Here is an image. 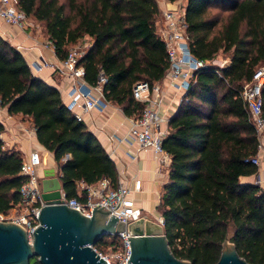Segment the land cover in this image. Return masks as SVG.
I'll return each instance as SVG.
<instances>
[{
	"label": "trees",
	"instance_id": "16d2710c",
	"mask_svg": "<svg viewBox=\"0 0 264 264\" xmlns=\"http://www.w3.org/2000/svg\"><path fill=\"white\" fill-rule=\"evenodd\" d=\"M14 3L40 24L59 59L69 43L87 35L89 44L78 58L83 78L93 82L100 66L106 75L104 97L127 115L139 113L142 102L132 96V84L159 81L168 66L155 25L157 18L161 22L157 0ZM209 7L226 14L218 17ZM182 10L191 53L204 59L223 51L228 61L197 68L168 116L162 139L169 154L167 178L154 209L176 257L212 264L229 232L238 255L251 264H264V190L239 179L256 171L248 160L256 150V135L238 93L241 83L261 66L264 117V0H184ZM0 104L8 113L29 118L37 142L51 152L67 196L77 195V180L105 177L116 183L115 165L95 135L64 105L58 89L32 74L20 51L1 36ZM20 159L19 150L3 147L0 139L2 211L18 199L25 177L18 172ZM117 238L116 233L104 234L92 245L101 248ZM28 264L39 262L32 256Z\"/></svg>",
	"mask_w": 264,
	"mask_h": 264
},
{
	"label": "built area",
	"instance_id": "2783aa9c",
	"mask_svg": "<svg viewBox=\"0 0 264 264\" xmlns=\"http://www.w3.org/2000/svg\"><path fill=\"white\" fill-rule=\"evenodd\" d=\"M0 20L15 24L20 29H34L33 20L15 5L14 0H0ZM163 40L168 66L162 77L176 87L184 90L190 81L194 79V71L207 65H224L228 61L227 56L214 54L210 58H197L189 50L183 10L175 8L169 10L163 7L161 11V24L157 29ZM44 45H51L46 36L42 41ZM89 42H74L67 47L65 54L56 63H52L39 55L34 67L50 66L53 70L70 77L71 82L65 91L64 105L73 113L76 119L81 120V113L90 108L102 109L109 102L103 95L102 85L106 81V75L99 66L93 82L83 78V66L78 62L79 56L88 46ZM217 74H219L217 72ZM263 78L261 66L255 68L249 80L243 81L239 89V96L243 101L247 117L251 122L256 135L255 153L248 157L254 164L258 162L259 151L264 152V117L260 109L259 89ZM160 84L158 81L148 83L146 80H137L131 86L132 96L142 102L137 115L131 118L125 135L132 138L137 147H149L154 151L157 163L160 167H167L169 154L162 146V139L167 133L168 115L160 107ZM182 95V94H181ZM180 95V96H181ZM180 98V97H179ZM3 107L0 104V108ZM109 133L107 138L124 141L126 137ZM45 164L38 149H30L21 156L18 172L24 175L23 181L18 186V199L12 202L6 210H0V219H8L20 224L30 237L32 227L37 223L39 205L43 202L40 197V174L37 172L39 165ZM77 195L67 196L62 188H59L58 201L69 206L76 207L82 213L89 215L90 205L102 204L117 219L127 223L141 216V207L135 202L132 193L139 188V179L130 177L124 182L117 178L115 184H111L107 178L100 177L92 182L77 180ZM156 220L161 224L160 215ZM117 241L106 243L104 249H93L101 256L105 264H125L129 253V245L126 230L116 232ZM105 249H110L109 254L114 258L110 261Z\"/></svg>",
	"mask_w": 264,
	"mask_h": 264
},
{
	"label": "water",
	"instance_id": "95a60500",
	"mask_svg": "<svg viewBox=\"0 0 264 264\" xmlns=\"http://www.w3.org/2000/svg\"><path fill=\"white\" fill-rule=\"evenodd\" d=\"M164 7L176 4L165 0ZM67 153L64 154L66 156ZM53 166L40 173V197L37 223L27 238L25 229L15 221L0 219V264H28L34 256L39 264H105L91 246L104 234L126 230L129 253L125 264H191L170 250L161 224L141 216L124 223L102 204L90 205L86 215L76 207L58 201L61 183ZM228 232L220 242L212 264H251L238 255Z\"/></svg>",
	"mask_w": 264,
	"mask_h": 264
},
{
	"label": "crops",
	"instance_id": "0c3cea01",
	"mask_svg": "<svg viewBox=\"0 0 264 264\" xmlns=\"http://www.w3.org/2000/svg\"><path fill=\"white\" fill-rule=\"evenodd\" d=\"M165 0H157L160 10L164 7ZM31 18V17H30ZM32 19V18H31ZM33 20V19H32ZM34 29L23 30L15 24H9L0 20V36L14 45L25 59L32 74L40 76L49 84L54 85L64 101L65 91L71 79L65 74L53 70L50 66L35 68L37 58L56 63L59 58L55 55L51 45H44L46 37L40 31L35 20ZM160 18L155 20L157 29L160 27ZM89 42V37L83 35ZM160 84V107L169 116L178 103L182 90L170 83L166 78L161 77ZM133 116L125 114L120 105L115 102H108L102 109L90 108L81 113V120L85 126L95 135L99 143L112 159L117 170V178L126 182L130 177L139 179V188L132 193L135 202L141 210L157 213L154 209L161 184L166 180V168L160 167L157 163L156 154L149 147H137L135 141L126 136L125 132ZM0 139L3 147L18 149L21 156H24L30 149H38L45 161L39 165L37 172L47 166L57 167L52 159L51 152L39 144L35 138L33 126L27 116L19 112L8 113L5 107L0 108ZM109 133L117 136H124V141L111 140L107 138ZM67 156V155H66ZM66 156L63 155L62 159ZM241 181L256 182L264 190V152L259 151L256 171L245 175H239Z\"/></svg>",
	"mask_w": 264,
	"mask_h": 264
},
{
	"label": "rangeland",
	"instance_id": "374dc122",
	"mask_svg": "<svg viewBox=\"0 0 264 264\" xmlns=\"http://www.w3.org/2000/svg\"><path fill=\"white\" fill-rule=\"evenodd\" d=\"M173 2L176 4V7H177V8L182 9L183 4H184V0H173ZM208 11H209L210 13H217V14H218V17H221V18H223L224 15L226 14V10H218V9L215 8V7H209V8H208ZM32 22L34 23V21H32ZM34 24H35V23H34ZM37 24H38V26H39V28H40V24H39V23H37ZM40 31H41V29H40ZM84 40H86V38H84L83 36H81V37L77 38L74 42H80V43H81V42H83ZM74 42L69 43V44L67 45V47L70 46L71 44H73ZM216 55H217V56H224V55H225V52L220 51V52L216 53ZM155 211H156V210H155ZM157 213H158V212H157ZM141 217H142L143 219L148 218V219H151V220L157 222L156 217H158V214H156V213H153V214H152V212L144 210V211H141ZM157 223H158V222H157ZM100 249L103 250L104 247H101ZM105 251H106L107 254L109 255L110 261H113L114 258L112 257L111 254H109L110 249H105Z\"/></svg>",
	"mask_w": 264,
	"mask_h": 264
}]
</instances>
